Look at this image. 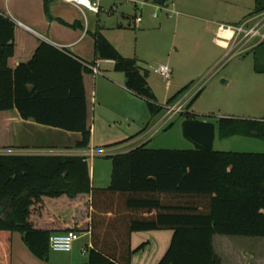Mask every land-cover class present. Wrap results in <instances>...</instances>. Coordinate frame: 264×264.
Returning a JSON list of instances; mask_svg holds the SVG:
<instances>
[{"label": "trees", "instance_id": "1", "mask_svg": "<svg viewBox=\"0 0 264 264\" xmlns=\"http://www.w3.org/2000/svg\"><path fill=\"white\" fill-rule=\"evenodd\" d=\"M53 1L44 0L48 19ZM262 13L264 0H254L252 15ZM92 38L95 61H112L114 70L124 74L126 89L146 101L152 117L160 114L163 107L156 103L147 73L134 59L121 56L100 27ZM12 57L30 58L9 68ZM255 71L264 73L256 66ZM93 74L69 51L32 38L0 13V149L13 145V111L22 120L80 134L74 147L88 149L91 104L84 76L90 81ZM199 95L180 119L200 120L188 111ZM214 124L220 139L253 136L264 140L263 120L222 117ZM109 159L110 185L98 188L92 186L85 157L0 155V264H10L14 232L35 258L47 261L53 232L34 228L29 221L31 208L45 198L89 197L86 228L65 231H89L86 264H130L132 255L145 246L132 249L130 237L135 232H173L157 264H221L212 247L214 236L264 238V153L144 145Z\"/></svg>", "mask_w": 264, "mask_h": 264}, {"label": "crops", "instance_id": "2", "mask_svg": "<svg viewBox=\"0 0 264 264\" xmlns=\"http://www.w3.org/2000/svg\"><path fill=\"white\" fill-rule=\"evenodd\" d=\"M85 1L89 2L90 4L97 3L99 11L95 13L84 7L79 9L74 5L66 3L62 0H54L49 9L51 19H48L44 11V0H0V13L9 18L22 30L29 33L32 38L46 42L60 50L65 49L69 51L76 57V59L84 63L86 67L89 68V66L93 65L94 63V67L97 68L98 72L92 75L90 81H87L86 77L84 76L85 92L91 104L90 147L88 149H76L74 147L75 143L80 140V134L67 133L58 129L45 127L46 130L39 132L40 136L43 140L53 139L54 143L49 145L27 143L17 145L14 143L11 148L0 150V155L80 156L85 157L87 160L90 158L89 153L91 151L95 153L94 145H98L103 147L106 152H111L109 154L111 157L127 153L144 145L147 147V144L157 133L164 129L173 128V119L167 120L165 117V107L168 105L167 102L169 99L175 96L173 95L172 97H169L168 92L171 90L170 81L168 83L165 82V90H163V94L158 92L160 87L155 82L149 80L147 74V82L156 97V103L157 105L163 107V111L161 112L162 114L160 113L161 116L157 119L158 115L160 114L152 117L148 111L146 101L126 89L124 74L114 70V63L112 61H95L92 34L100 27L103 36L120 53L121 56L128 59H134L140 70L142 72H146L145 70H142L140 67V62L135 57H127V55L123 54L121 48L114 41V38L108 35L113 29L110 30L105 26H101L99 19L97 18L100 12L104 11L105 9H103L101 6V0ZM201 1L205 4L211 1V3L215 5L213 7H216V11H214L211 16H206L201 12L196 13L195 11L188 8H180L175 0L172 1L171 13L175 15V31L181 27L185 36H187V33L190 34L191 32H194V41L199 40L202 34H204V37L210 36L211 44L220 49H222L223 46L227 47L229 43L215 42L213 35H217L220 25L238 26L246 21H252V24H257L264 18V13L253 16H246L245 13L238 15V13L241 12L240 10L236 11V9H227L230 5L228 3L229 0ZM152 2L155 4L154 0H152ZM165 2L166 0H164V3ZM108 11L113 12V8H110ZM140 13L141 10L139 11L138 17L136 15L133 17L134 28L138 27L142 22ZM110 14L112 13L109 12L108 15L110 16ZM248 14H250V11ZM136 18H140V22L138 24L135 23ZM164 20L167 22V19ZM74 23L78 24V26L72 27L71 25ZM117 25L116 32H122L124 30L123 23L120 20H117ZM159 27H161V25H159ZM263 42L264 40L262 41L259 39H253L251 42L245 45H243V43L238 45V49H241L242 51L244 47H247L246 49L253 51ZM234 47L236 46L234 45ZM174 49L175 51L171 50L167 55L168 60L172 59L171 57H173L174 53L175 57L184 56V49H181L179 53H177V48ZM199 49L200 48H197L195 52ZM29 58L30 57H12L8 61V67L14 68L20 62H25ZM171 65L173 64L171 63ZM171 68L172 72L176 70L175 65L171 66ZM253 72L256 76L246 72L240 76L245 85L249 86L253 83L259 84L260 82H263L261 76H264V73H257L255 71V66ZM261 83L259 85H261ZM177 85V89H180V87H182L180 85L183 84L177 83ZM196 91L197 90L194 92L189 91L181 98V100L169 105H173L179 101H189ZM109 96L113 97L111 98V104L108 101ZM101 105L102 107H105L106 105V109L108 111L106 113L102 112L101 115V119L104 117L103 119L106 122L105 125H107L108 128H110L112 123H117V119H125L127 122L131 121L133 123H138L139 127L143 126V129L141 132H139L140 134L135 136L129 134L130 136H126L127 138H108L104 134V137L100 140V142L94 141L92 131L94 134L96 125V109H98ZM144 109H146V112L140 113L141 111L143 112ZM190 112L193 113L192 111ZM148 118L154 119L153 122H150L151 125L146 124ZM12 119L13 126L15 125L13 129L14 136L17 130L19 133L18 136L22 134L23 137L26 138V136L30 134L28 129L34 128V126L37 125L31 120H22L16 111L12 112ZM235 119L264 121L263 118L251 117H238ZM181 121L182 119L179 120V125ZM169 126L171 127L168 128ZM15 128L18 129L15 130ZM91 183L92 186L95 187L93 180H91ZM96 187L106 188L108 186ZM90 212V199L87 196H78L73 200L67 199L66 197H61L58 199L45 198L42 199L41 203H38L31 208L29 221L34 228L52 231V234H63L68 228H86L87 223L90 220ZM76 233L79 235V238L74 243L70 252L61 253L50 251L47 261H40L35 258L23 244L20 234L14 232L11 235L10 264H86L87 250L91 248L90 233L89 231H76ZM172 235L173 232L170 230L132 233L130 237L132 249H136L142 244H145V246L132 255L130 264H157L168 249ZM217 237L223 239L217 240ZM81 238H84L85 241L82 244H79L78 241ZM227 238L233 237L214 236L212 239L214 253L220 259L221 264H249L248 261H246L247 257L244 256V253H242V256L240 257L239 248L236 249L237 247L235 244H233V241L236 239L229 240ZM260 239L264 238H242L241 240L236 241H244V246L251 245L250 247H252L254 244L264 246V241ZM221 243H225V245L227 244L228 246H222ZM228 256L230 261L227 260Z\"/></svg>", "mask_w": 264, "mask_h": 264}, {"label": "rangeland", "instance_id": "3", "mask_svg": "<svg viewBox=\"0 0 264 264\" xmlns=\"http://www.w3.org/2000/svg\"><path fill=\"white\" fill-rule=\"evenodd\" d=\"M172 1L166 0L163 5H156L153 4L152 0H101V6L105 9L96 17L99 19L101 26H105L110 30L113 29L108 35L114 38L123 54L127 55V57H135L140 62V67L147 72L149 80L155 82L160 87L158 92L163 94L165 81L155 75L153 69L166 65L170 68L171 90L168 92L169 97L179 92L172 103L181 100L189 91L194 92L201 86L199 97L188 109L189 112L192 111L199 116L200 120L214 123L218 118L222 117L264 119V76H261V79H263V82H260L261 85H259L260 83H253L248 86L240 78L245 72L256 76L253 72L254 66L264 70V45L253 51L244 47L241 51V49H238L239 46L234 47V42H229L227 47L223 46L220 49L211 44L210 36L204 37V34L199 40L194 41V32H189L190 34L187 33V36H185L181 27L175 31V15L171 13ZM175 2L180 8H188L196 13H204L206 16H211L216 11V7H213L215 5L211 1L207 4L201 0H175ZM228 3L230 5L227 9L241 11L238 15L245 13L246 16H251L253 13L254 0H229ZM110 8H113V12L108 11ZM140 10L142 22L138 27L134 28L133 17L135 15L138 17ZM249 11L250 14H248ZM109 12L112 13L110 16L108 15ZM164 19H167V22ZM117 20L123 23L124 30L122 32H116ZM213 38L216 40V35H213ZM174 48H177V53L184 49L185 54L183 57H175V53L172 52L174 55L171 60H168L167 55L171 50L175 51ZM197 48L200 49L195 52ZM171 63L176 67L173 72L172 68L174 67L171 68L173 66ZM177 83L183 84L180 85L182 86L180 89H177ZM111 98L113 97H108L110 104ZM102 112H108L106 105L105 107L101 105L96 109L95 133L93 134L92 131V136H94V141L96 142H100L104 134L108 138H127L126 136H130L129 134L133 136L140 134L139 132L143 129V126L139 127L138 123L127 122L125 119H117V123H112L110 128H108L105 125L104 117L101 119ZM145 112L146 109L140 113ZM161 114L158 115L157 119ZM179 117L177 115L173 118V128L164 129L157 133L147 144V148L166 150L193 149L191 143L183 139L181 135ZM153 121L154 119L148 118L146 124L151 125L150 122ZM43 130H46V128L35 125L34 128L28 129L30 134L26 138L22 134L18 136L19 133L16 130L15 136L13 135V144L49 145L54 143L53 139H42L39 132ZM94 146V156H90L87 159L91 180H93L95 187L109 186L111 173L109 154L111 152H106L103 147L98 145ZM213 151L264 153V140L253 136H235L220 139L216 135ZM216 239L220 240L223 238L217 237ZM227 239L241 240L242 238ZM236 240L233 241V244L237 247L236 249L239 248L240 257L244 253L249 264H264L263 245L244 246V241L238 242ZM260 240L264 241V239ZM84 241L85 239L81 238L78 243L82 244ZM221 245L224 246L225 243H221ZM225 246L228 245L226 244ZM227 260L230 261L229 256Z\"/></svg>", "mask_w": 264, "mask_h": 264}, {"label": "built area", "instance_id": "4", "mask_svg": "<svg viewBox=\"0 0 264 264\" xmlns=\"http://www.w3.org/2000/svg\"><path fill=\"white\" fill-rule=\"evenodd\" d=\"M66 3L72 4L77 8L84 7L92 12L97 13L99 11L98 4H90L87 1L81 0H62ZM140 18L135 19V23L138 24ZM253 39L264 40V18L257 24H252V21H246L238 26L220 25L217 31L216 40L217 43L234 42L235 46L243 43V45L251 42ZM93 73H97V68L89 66ZM153 73L161 77L165 82L170 81L171 70L166 66H159L153 69ZM201 86L189 99V101H179L173 105H167L165 107V117L167 120H171L174 116L180 115L186 110V107L193 99V97L200 92ZM90 156H94V152L89 153ZM79 235L74 231H68L63 234H52L49 236L48 244L50 251L68 253L72 250L74 243L78 240Z\"/></svg>", "mask_w": 264, "mask_h": 264}, {"label": "water", "instance_id": "5", "mask_svg": "<svg viewBox=\"0 0 264 264\" xmlns=\"http://www.w3.org/2000/svg\"><path fill=\"white\" fill-rule=\"evenodd\" d=\"M156 5H163L164 0H154ZM180 131L183 139L191 143L193 150L202 152L213 151L216 126L204 120H182Z\"/></svg>", "mask_w": 264, "mask_h": 264}, {"label": "bare ground", "instance_id": "6", "mask_svg": "<svg viewBox=\"0 0 264 264\" xmlns=\"http://www.w3.org/2000/svg\"><path fill=\"white\" fill-rule=\"evenodd\" d=\"M81 1H84V0H81Z\"/></svg>", "mask_w": 264, "mask_h": 264}]
</instances>
